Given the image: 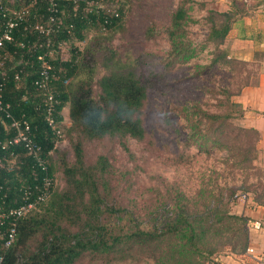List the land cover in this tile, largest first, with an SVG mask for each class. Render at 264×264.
Listing matches in <instances>:
<instances>
[{"label": "trees", "instance_id": "trees-1", "mask_svg": "<svg viewBox=\"0 0 264 264\" xmlns=\"http://www.w3.org/2000/svg\"><path fill=\"white\" fill-rule=\"evenodd\" d=\"M14 1L16 5L24 1L23 6H27L42 24H46L50 17L61 21L59 27L53 24L55 32L50 36L25 31L20 25L13 32V41L4 47V52L9 53L10 57H15L17 61L22 58L24 62L21 66L15 64L13 68H8L5 64L9 57L6 59L4 67L8 69V77L4 98L11 103L15 116H27L34 140L46 153L54 150L56 137L43 119L39 109L42 97L33 84L39 67L37 56L46 53L48 48H56L69 41L72 35L84 40L83 32L91 26L106 34L118 31L121 11L117 9L118 16L111 17L110 23L104 25V12L91 7L89 12L83 14L87 1L95 3L100 0H81L77 11L73 10L71 2L64 0H52L56 4L55 10L50 6L51 0ZM8 4L9 0H0V30L6 22L1 9L9 8ZM193 4H197L201 10L206 9L204 0H179L170 16L166 28L171 57L169 63L188 62L196 54L186 37V25L192 21L189 12ZM239 12L236 6L235 11L206 9V40L218 49L211 66L250 64L228 58L226 51L219 49ZM102 43L100 37L94 36L83 51L73 53L68 61L62 62L58 58L51 61L60 75L53 84L59 100L55 116L61 122L63 119L59 114L68 106L70 133L76 136L72 143L75 160L66 163L61 158L65 187L60 190L53 187L47 200L19 221L13 245L6 250L0 240V255H4V264H76L87 255L93 259H103L106 264L126 263L127 260H133L131 264H135L140 256L153 260L154 264H209L213 258L225 252H244L249 243L246 220L230 214L227 202L219 201L218 205L213 206L207 204L201 211L190 213L184 203L186 198L177 193L173 199V209L164 204L158 225L148 229L140 227L132 212L108 203L105 191H109V182L104 176L108 162L105 157L99 156L94 165H86L84 142L125 137L142 140L145 129L141 110L147 98L148 85L137 74L136 67L120 59L110 47L98 56L96 52L102 48ZM97 66H101V76L95 81ZM19 68L23 69V73L20 82H17L13 75ZM249 76L246 75L233 95H239L245 87L257 85L258 74H251V80ZM95 85L99 89L96 94ZM223 92L227 96L221 102L228 109L224 113L202 115L206 126L200 135V150L206 149L209 136L214 138L213 142L218 148L230 149L232 146L227 144L226 129L230 119H242L243 108L230 101L227 90ZM1 122L0 115L2 141L5 131ZM196 126L193 125L194 128ZM237 130L238 136L234 139L238 145L233 147L237 151V166L253 168L257 157L258 132L245 126H238ZM17 152V162L12 167L4 166L0 170V186L8 195L6 207L18 204V189L22 185L39 183L43 176L38 168L32 167L29 157H24L20 150ZM2 156L3 152L0 151V158ZM49 158V174L54 184V168ZM253 193L257 203L264 202V188L259 193Z\"/></svg>", "mask_w": 264, "mask_h": 264}, {"label": "rangeland", "instance_id": "rangeland-1", "mask_svg": "<svg viewBox=\"0 0 264 264\" xmlns=\"http://www.w3.org/2000/svg\"><path fill=\"white\" fill-rule=\"evenodd\" d=\"M204 1L206 9L222 12L230 8L233 0ZM178 2L179 0L97 1L89 8L93 7V10L104 13L120 9L118 31L106 34L91 26L83 32L84 40H78L72 35L57 50L54 58H51L68 61L73 53L83 51L89 39L100 37L103 43L102 48L96 52L98 56L110 47L120 59L134 65L137 74L146 80L147 98L141 110L144 138H105L85 141L83 146L86 165H94L99 156L105 157L108 162V170L104 175L109 182V191L104 190L108 203L132 212L144 229L158 225L164 204L173 209V199L177 193L186 198L184 203L190 213L201 211L207 204L213 206L222 201L228 203L227 209L233 214L238 204L234 195L245 193L252 199L253 192L259 193L264 188V170L255 161L253 168L243 169L237 166V151L233 147L238 145V141L234 139L238 136L237 127L243 126L240 117L230 119L226 129L227 144L232 145L230 149L215 146L212 136H209L205 150L198 147L200 135L206 126L203 113H224L228 107L221 102L227 96L223 91L227 90L230 101L235 103L236 95L233 94L246 75L258 74L259 67L254 63L211 66L218 49L206 40L207 13L206 9H199L197 4H193L189 12L192 21L186 25V37L196 54L188 62L169 63L171 57L166 28ZM22 3L16 5L14 0H9L8 6L16 9L22 7ZM236 3L242 2L237 0ZM219 49L226 51L228 58L234 59L226 48V42ZM17 60L13 56L9 57L5 60V66L13 68ZM259 60L261 59L257 61ZM100 69L101 66H97L95 81L101 76ZM94 89L96 94L99 89L96 85ZM63 115L64 135L51 153L53 187L58 190L65 187L61 158L66 163H73L75 160L72 143L76 136L70 133L68 106L63 109ZM193 125H197L196 128ZM251 142H254V137ZM15 162L7 161L4 166L12 167ZM132 261L120 264H131ZM76 264L106 263L103 259L97 260L87 255ZM135 264H154V261L140 256Z\"/></svg>", "mask_w": 264, "mask_h": 264}, {"label": "built area", "instance_id": "built-area-1", "mask_svg": "<svg viewBox=\"0 0 264 264\" xmlns=\"http://www.w3.org/2000/svg\"><path fill=\"white\" fill-rule=\"evenodd\" d=\"M73 4V10L77 11L81 0H64ZM97 3V2H95ZM93 2H86L83 14L90 11L89 6ZM50 6L55 10L56 4L51 0ZM3 16L6 17V22L3 23L0 30V115L2 118V125L4 127V140H0V151L3 152L2 158H0V170L4 167V163L7 161H16L19 157L17 151H22L24 157H29L32 162V167L38 168L42 173V179L39 183L33 185H22L19 189L18 204L15 206L6 207V201L8 200L7 192L0 186V240L3 241V246L7 250L15 242L17 235V226L21 219L26 217L31 211L35 210L40 204L45 202L49 197L52 188L53 180L49 174L50 158L52 150L44 152L42 147L34 140V134L32 132L31 124L25 114H20L18 117L14 115L12 111V105L4 98V86L6 78L8 77L7 70L4 67L5 60L10 57L9 53L4 52L5 44L13 41L14 30L22 25L25 31L34 32L37 34L50 36L55 32L54 25L59 27L60 20H53L52 17L46 24H42L35 16L31 14L30 9L27 6H22L16 9L7 8L3 10ZM103 23H110L111 17H117V11L103 13ZM34 19L35 21H32ZM53 21V22H52ZM104 26L102 29L104 30ZM62 44H59L56 48H48L46 53L39 54L37 61L39 67L37 68V77L34 79L33 84L38 89L41 98V106L39 109L42 112L43 119L50 129L52 134L56 137L54 149L60 144L63 133L64 115L63 111L60 112L62 121L59 122L56 119V107L59 100L56 98L53 84L59 79L60 75L58 71L52 65L51 58H54V54L61 48ZM49 47V43L47 44ZM62 60V59H60ZM18 66L24 64L21 58L17 63ZM32 67V66H31ZM23 69L19 68L14 72V80L20 82ZM19 149V150H18ZM19 161V160H18ZM34 178L37 181V177L34 173ZM234 199L238 201L246 202L248 195L243 193L234 195ZM247 232L260 231L263 228L262 222L259 220L246 221L245 225ZM246 252L253 254V249L248 247ZM0 264H4V255H0Z\"/></svg>", "mask_w": 264, "mask_h": 264}, {"label": "crops", "instance_id": "crops-1", "mask_svg": "<svg viewBox=\"0 0 264 264\" xmlns=\"http://www.w3.org/2000/svg\"><path fill=\"white\" fill-rule=\"evenodd\" d=\"M231 2L227 11L240 12L231 23L226 37V48L234 59L254 63L259 68L258 83L248 86L235 96V102L243 108V126L254 128L258 132L256 142L257 158L255 163L264 170V0H239ZM258 59H261L257 61ZM258 62V63H256ZM233 214L243 217L246 221L259 220L263 228L248 233V247L242 253L225 252L213 258L209 264H264V202L257 203L254 198L246 202L238 201Z\"/></svg>", "mask_w": 264, "mask_h": 264}]
</instances>
